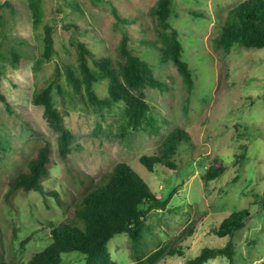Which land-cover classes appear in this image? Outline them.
<instances>
[{
	"label": "rangeland",
	"instance_id": "rangeland-1",
	"mask_svg": "<svg viewBox=\"0 0 264 264\" xmlns=\"http://www.w3.org/2000/svg\"><path fill=\"white\" fill-rule=\"evenodd\" d=\"M242 1L174 0L170 20L194 76L189 90L178 66L161 59L156 46L161 41L152 10L158 0H0V90L8 101H0V220L16 230L17 259L28 261L44 249L52 230L73 216L85 189L80 179L104 184L114 166L126 162L163 197L177 189L165 209L148 212L138 256L175 247L184 253L164 255L158 264H186L203 248L222 247L232 239L234 264H264V47L236 45L227 52L215 42L228 11ZM48 25L54 26L58 53L39 64ZM125 35L133 52L146 58L165 82L163 89L145 90L150 116L138 128L126 118L124 102L94 105L85 93L73 91L65 72L66 63L77 62V40L96 57L117 62ZM58 68L63 93L55 88L54 101L74 135L65 159L59 132L44 107L33 102ZM108 86V79L95 84L100 98L110 96ZM177 128L191 140L179 146L176 166L156 164L149 171L141 157L158 153ZM42 144L51 148L47 188L60 191L64 207L54 195L34 190L17 194L11 207L5 199L8 183ZM219 165L226 167L220 176L203 178L209 167ZM92 180L85 184L93 186ZM244 209L251 216L233 238L216 234L226 217ZM108 246L118 264L133 262L127 234H116ZM62 258L60 264H86L85 254L78 251ZM228 262L218 256L204 264Z\"/></svg>",
	"mask_w": 264,
	"mask_h": 264
},
{
	"label": "trees",
	"instance_id": "trees-1",
	"mask_svg": "<svg viewBox=\"0 0 264 264\" xmlns=\"http://www.w3.org/2000/svg\"><path fill=\"white\" fill-rule=\"evenodd\" d=\"M74 7H76L73 4ZM175 13L174 0H158L152 10L155 28L159 34L161 45H156L162 55L161 59L172 60L177 66L189 90L194 86V76L188 61L184 57V46L178 29L171 23ZM195 13V12H194ZM39 18V10H34ZM216 45L229 52L236 45L246 47H264V0H243L228 11L222 23L219 35L215 38ZM77 62L65 64V72L73 91L85 93L94 105H112L116 102L126 104L125 114L133 127L144 126L151 109L145 90L147 88H165V82L156 74L153 65L144 57L136 54L128 45L125 35L119 45L120 59L114 61L109 56L96 57L90 47L77 40ZM58 50L55 47L54 26L48 25L44 34V51L39 64L52 60ZM92 60V63H91ZM61 71L58 68L56 77L52 78L43 88L35 92L33 102L42 105L51 126L59 132V151L62 158L72 152L73 133L65 125L63 115L55 104L54 89L63 93L58 81ZM104 79L109 81L108 98H100L95 84ZM0 101L6 102V95L0 90ZM184 140L190 141V134L180 128L175 129L162 143L160 151L154 155H143L142 163L149 171H154L156 164L176 166L174 156ZM51 148L42 144L36 154L27 159L24 170L12 176L8 183L5 199L14 203L19 193L39 191L44 196L54 195L59 205L64 207V198L59 190L47 188L46 181L51 177ZM11 164V169H14ZM226 167L211 166L203 174L205 180L220 176ZM74 175V173H73ZM75 178V175H74ZM106 182H95L91 178L80 179L85 187L78 206L68 222L52 230V241L42 250L36 252L28 261L17 259L14 252L16 230L8 229L0 220V264H60L62 254L78 251L85 254L86 264H118L109 251V241L116 234H127L133 249V262L129 264H158L164 255L183 254L184 251L175 247L161 248L149 257L138 256L144 232L147 214L152 209H165L174 195L167 197L156 193L150 184L129 163L119 162L104 178ZM92 180L93 186L85 184ZM103 180V179H102ZM79 182V181H78ZM251 212L248 209L236 211L226 217L216 228V234L233 238L243 228ZM193 231V227L190 229ZM189 232V231H188ZM28 238L21 241L24 248ZM236 248L231 239L222 247H205L200 254L189 258L186 264H204L212 258L225 256L226 264H234Z\"/></svg>",
	"mask_w": 264,
	"mask_h": 264
}]
</instances>
